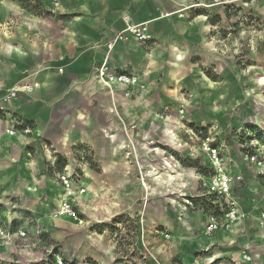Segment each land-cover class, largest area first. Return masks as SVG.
<instances>
[{
    "label": "crops",
    "instance_id": "0c3cea01",
    "mask_svg": "<svg viewBox=\"0 0 264 264\" xmlns=\"http://www.w3.org/2000/svg\"><path fill=\"white\" fill-rule=\"evenodd\" d=\"M24 1L27 4H18L19 9H9L15 24L20 25L18 29L25 26L10 43L19 50L9 55L5 47L4 54L18 62L30 63L32 70L24 72L35 71L39 76L32 78L20 72L12 82H0V89L6 90L21 84L32 87L31 92L20 93L17 100L8 107L7 116L0 119L4 129V133L0 134L3 142L7 141L18 152L23 147L38 151L42 159L41 144H46L49 150L69 161L77 159V167H81L83 173L81 180L87 182L83 199L91 205L103 203L105 215L102 217L105 220L120 216L127 223L135 215L139 221L135 224L138 226L136 231L140 233L137 244L143 253L148 249L154 251L159 246L148 241V230L145 229L144 233L140 224L141 209L147 207L153 212L157 209L165 219L155 220L156 226L165 230L159 233L160 241H168L162 235L167 233L169 240L175 238L176 251L184 250L180 254L214 251L202 262L191 258L189 264H211L220 259L226 261L224 264H264V243L259 242L264 232L256 226V209L262 207H250L247 211L242 198L236 194L247 213L246 219L237 223L232 231L221 232L212 239L202 233V219L197 213L177 208L181 205L182 194H194L189 185L192 178L183 172L193 169L184 168L178 162L184 151L181 152L176 146L174 135L160 136L165 129L161 130L163 125L167 126L164 112L169 95L165 87L167 83L155 75V71L164 62L158 52L157 40L165 39L166 36L178 40L179 44H187L197 43L198 39L207 37L211 28L207 20L192 16L195 9L190 8V5L195 0H173L174 3L171 0H60L61 8L55 14L49 12L48 3L43 0ZM169 1L172 8L167 9L165 2ZM201 1L209 5L211 0ZM171 13L172 16H166ZM138 24L146 26L151 38L148 43L129 39L112 44L111 49H108V43L126 25ZM197 44L190 48L193 56L198 57L195 61L199 68V63L204 62L205 53L201 49L202 45ZM166 50L170 52L168 46ZM170 53L171 56L182 54L181 62L186 61L184 52ZM104 59L112 71L122 70L135 75L145 84L146 90L140 98L124 99V89L121 88L112 97L108 90L98 84L96 71L98 63ZM20 97L22 101L17 104ZM11 117L15 121L31 123L34 127L33 135L8 136L6 130ZM163 137L166 143H158ZM75 146L88 148L91 158L83 161L78 156H70V150ZM48 149L45 151L49 153ZM226 155L235 163L240 161V154H237V160L229 153ZM171 157L177 164L170 169L165 163L171 164ZM53 159L50 156V166L54 164ZM16 163L19 161L10 160L5 165ZM23 165L31 167L29 163ZM227 166L231 167L232 162ZM86 170L90 172L87 178ZM247 170L250 180L238 183H246V188L253 190L260 182L253 177L251 169ZM170 176L172 179H169ZM30 178L26 179L27 183L38 184L37 191L41 192L42 197L45 186L49 188L51 196V183L47 185L45 177L40 180L32 176ZM7 180L8 176H5V184ZM164 181L166 183L162 184ZM141 183L149 186L148 191ZM4 189L14 193L19 189L18 194L24 190L22 186ZM90 190L94 192L92 195L88 194ZM180 191L183 193L179 194ZM38 204L30 205L31 209L37 210V214L47 215L44 203ZM177 213L184 214L182 221L176 220ZM77 241L83 244V241ZM129 247L133 249V246ZM162 248L163 244L159 250ZM111 249L113 260L115 248ZM244 254L251 257L250 262L243 260ZM188 261L189 257H186V263Z\"/></svg>",
    "mask_w": 264,
    "mask_h": 264
},
{
    "label": "rangeland",
    "instance_id": "374dc122",
    "mask_svg": "<svg viewBox=\"0 0 264 264\" xmlns=\"http://www.w3.org/2000/svg\"><path fill=\"white\" fill-rule=\"evenodd\" d=\"M171 1L174 3L173 0ZM219 1L223 4L212 7L215 1L211 0L208 7L194 8L195 10L192 11L193 17L207 20L211 27L207 37L197 40L205 53L204 62L199 63V68L195 61L198 57L193 56V50L190 48L194 44L197 46L196 42H188L189 45L179 44L178 40L168 39L166 36L165 39L163 37L157 40L158 52L164 62L155 71V75L164 79L165 84L167 83L165 87L169 95L168 106L164 112V116H167V119L164 117L167 126L163 125L161 130L165 129L160 136L174 135L176 146L181 152L184 151L181 154L182 158L178 159L184 168L194 170L183 171L192 178L189 185L194 192L199 185L197 176L199 177L201 172L206 170L208 161L205 155L198 151L199 142L195 140L194 143H190L187 134L190 129L197 139L207 135L218 145H223L226 153L236 160L244 140L254 137L261 146H264V8L248 0ZM20 3L27 4L24 0H18V3L17 0L0 2L1 83L12 82L14 76L20 72L32 78L39 76L35 71L29 72L30 63L18 62L9 56L19 50L10 43L15 38V34L22 32L25 27L22 25V29L19 30L20 25H16L14 16L9 14L10 7L19 9ZM170 3V1L165 2L167 9L172 8ZM166 40L169 45L165 43ZM166 44L170 52H184L186 61L181 62L182 54L171 56L166 50ZM5 47L9 55L4 54ZM27 69L29 71L24 72ZM9 90L0 89V96L6 95ZM21 101L20 97L17 104ZM181 110L182 115L179 113ZM21 123L30 125L31 129L34 128L31 123ZM2 132L4 133V129L0 123V134ZM3 136L6 137L5 134ZM165 141L166 138L163 137L158 143L164 144ZM0 142L4 143V145L0 143V232L9 231L14 235L8 241L0 240V264H56L57 255L64 260V264H81V262L83 264H189L192 262L191 258L202 262L214 253L209 251L180 254L179 252L184 250L176 251L174 237L171 240L166 239L168 240L166 242L160 241L159 233L165 230L156 226L155 220L165 219L160 211L154 209L153 212L147 207L140 208L143 231L145 233V229L148 230L146 234L148 241L159 246L154 251L148 249L143 253V249L141 250L137 244L140 233L136 231L138 226L135 224L139 221L135 215L127 220V223L120 216L105 220L102 217L105 215L103 203L91 205L83 199L85 192H80L86 191L87 182L81 180L83 173L81 167H77L79 164L77 159H75L77 163L75 160L69 161L68 158L60 157L51 149H48L51 152L48 153L41 146V154L44 158L42 159L38 151L23 147L22 151L18 152L7 144V141L3 142L1 135ZM78 149L80 148L77 146L72 147L70 156L76 157ZM191 152H193L192 156H190ZM187 155L188 158L185 157ZM50 156L54 158L53 166H50ZM10 160H17L19 163L5 165V162ZM24 163H29L31 167H25ZM42 166L44 167L41 168ZM66 167L69 175H72L74 169L77 175L72 192L82 223L64 217L60 211L61 203L59 207L55 205V200L58 199L57 188H62L57 174ZM87 173L90 176L88 170L85 171V174ZM241 173L244 182L250 180V173L244 166ZM167 174L170 175V172ZM5 176H8L6 184ZM31 176L38 180L45 177L47 185L48 182L51 183V196L47 186L44 187V197H42L41 192L37 191L38 184H28L26 179ZM169 179H172L171 176ZM30 180L33 181L31 178ZM13 181L21 183L14 184ZM165 183L166 181L162 184ZM17 186L23 187L21 194H18L19 189H16L17 193L7 192L4 189ZM257 186L250 190L246 188V183L237 182L235 185V193L242 198L247 211L250 207H262L261 209L264 207V183L260 182ZM148 187L147 185L146 191ZM92 193L94 192L90 190L88 194L92 195ZM32 203H39L38 205L44 203L47 215L37 214V210L31 209ZM38 229L39 234H37ZM21 232L25 233L24 238H18V233ZM37 240L40 243L34 244ZM77 240L83 241V244ZM162 244L163 248L159 250ZM129 246H133V249ZM112 247L115 248L113 260L110 255ZM186 257H189L188 263ZM224 262L226 261L220 259L211 264H224Z\"/></svg>",
    "mask_w": 264,
    "mask_h": 264
},
{
    "label": "built area",
    "instance_id": "2783aa9c",
    "mask_svg": "<svg viewBox=\"0 0 264 264\" xmlns=\"http://www.w3.org/2000/svg\"><path fill=\"white\" fill-rule=\"evenodd\" d=\"M48 3L49 12L52 14L58 13L61 8L60 0H43ZM132 1V0H129ZM250 3H258L264 8V0H248ZM215 4L221 5L223 2L215 0ZM201 0H195L190 8L208 7ZM168 14L166 16H172ZM181 17V16H180ZM133 39L138 43H148L151 38L147 32V28L143 24L138 25H126V27L120 31L110 43H108V49L110 50L112 44L120 43ZM97 82L100 86L108 90L113 97L116 92L121 88L124 89V99L140 98L146 90L145 84L140 79L132 74H127L120 71H112L108 66L106 59L98 63L96 71ZM32 91L30 85H23L11 88L6 95L0 96V119L4 118L8 114V107L17 100L20 93H29ZM181 115L183 111L179 112ZM9 128L6 130L8 136L17 135H33L34 129L30 128V125H25L19 121H15L12 117L9 121ZM190 143H194L195 140L199 142L198 150L205 155L208 166L200 174L199 185L193 195L184 196L183 191L178 192L182 194L181 205L178 209H185L191 213H197L202 219V233L208 239L214 238L221 232H230L233 230L237 223L245 220L247 213L241 207V204L235 193V185L237 182L243 181V175L241 173V165L246 169L253 171V177L259 182L264 183V146H261L259 142L250 137L244 140V145L240 146V161L235 163L231 161L226 155L225 147L218 145L209 136H204L201 139H197L190 129L188 131ZM44 150L48 149L46 144H41ZM77 156L87 161L91 158L90 150L86 147L77 150ZM170 163H165L167 168H173V165L177 162L171 157ZM179 162V159H178ZM232 162V166L227 165ZM57 179L64 190L69 189L70 194L63 197L60 211L61 214L73 221L82 223L78 213V207L74 200V193L72 188L75 186V179L77 175L75 169L72 175L68 174V167L62 172L57 174ZM142 180V178L140 179ZM142 187H146L141 183ZM80 193H83L81 191ZM256 226L259 230L264 232V208H257ZM184 214H178L176 216L177 221H182ZM142 225V222L140 221ZM40 231H37L39 234ZM18 238H24L25 233H18ZM162 234V233H161ZM164 239H168L167 233L162 234ZM14 235L9 231L0 232V240L8 241ZM259 242L264 243V237ZM37 240L34 244H39ZM56 264H64V260L57 255L55 257ZM243 260L246 262L251 261L249 255H243Z\"/></svg>",
    "mask_w": 264,
    "mask_h": 264
},
{
    "label": "bare ground",
    "instance_id": "6f19581e",
    "mask_svg": "<svg viewBox=\"0 0 264 264\" xmlns=\"http://www.w3.org/2000/svg\"><path fill=\"white\" fill-rule=\"evenodd\" d=\"M21 53H23V52H21ZM181 59V58H180ZM175 61V60H174ZM37 86V85H36ZM3 135V134H2ZM89 176V174L87 173L86 174V178ZM165 182V181H164ZM57 190H58V199H57V203H56V206L57 207H59V205H60V203H61V199L64 197V196H66V195H68V194H70V191H69V189H67V190H64L63 188H57ZM56 199V198H55ZM54 200V199H53ZM54 202V201H53ZM54 217V216H53ZM111 253V252H110ZM111 255V254H110ZM217 257V256H216Z\"/></svg>",
    "mask_w": 264,
    "mask_h": 264
},
{
    "label": "trees",
    "instance_id": "16d2710c",
    "mask_svg": "<svg viewBox=\"0 0 264 264\" xmlns=\"http://www.w3.org/2000/svg\"><path fill=\"white\" fill-rule=\"evenodd\" d=\"M145 217H146V215H145Z\"/></svg>",
    "mask_w": 264,
    "mask_h": 264
}]
</instances>
